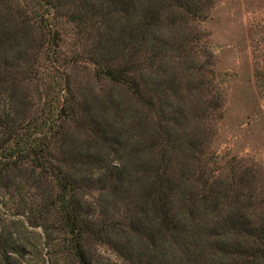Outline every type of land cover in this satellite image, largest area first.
Instances as JSON below:
<instances>
[{"label":"trees","instance_id":"1","mask_svg":"<svg viewBox=\"0 0 264 264\" xmlns=\"http://www.w3.org/2000/svg\"><path fill=\"white\" fill-rule=\"evenodd\" d=\"M214 4L0 0V190L61 234L68 264L99 246L125 264H264V169L212 150Z\"/></svg>","mask_w":264,"mask_h":264},{"label":"rangeland","instance_id":"2","mask_svg":"<svg viewBox=\"0 0 264 264\" xmlns=\"http://www.w3.org/2000/svg\"><path fill=\"white\" fill-rule=\"evenodd\" d=\"M200 28L209 34L217 77L224 88L223 117L212 150L223 162L233 156L264 169V0H214ZM71 34L65 35L70 48ZM72 47V46H71ZM217 88V87H216ZM35 101L39 90H34ZM120 95V92L119 94ZM4 102L0 98V109ZM29 193L39 194L32 187ZM20 195L0 190V264H68L61 234L31 223L35 218ZM19 246L13 251L12 246ZM97 264H125L110 247L94 252Z\"/></svg>","mask_w":264,"mask_h":264}]
</instances>
